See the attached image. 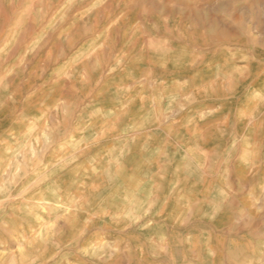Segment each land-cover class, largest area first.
Returning a JSON list of instances; mask_svg holds the SVG:
<instances>
[{"label": "rangeland", "instance_id": "obj_1", "mask_svg": "<svg viewBox=\"0 0 264 264\" xmlns=\"http://www.w3.org/2000/svg\"><path fill=\"white\" fill-rule=\"evenodd\" d=\"M0 264H264V0H0Z\"/></svg>", "mask_w": 264, "mask_h": 264}]
</instances>
